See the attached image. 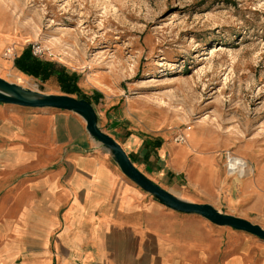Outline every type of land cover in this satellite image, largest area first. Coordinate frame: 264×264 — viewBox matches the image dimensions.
I'll return each instance as SVG.
<instances>
[{"label": "rangeland", "instance_id": "1", "mask_svg": "<svg viewBox=\"0 0 264 264\" xmlns=\"http://www.w3.org/2000/svg\"><path fill=\"white\" fill-rule=\"evenodd\" d=\"M0 27L13 41L6 60L30 47L78 73L92 100L101 94L92 104L99 127L175 196L189 200L180 180L142 163L143 140L177 145L183 133L187 144L195 132L215 139L236 211L264 228V0H0ZM0 77L31 92L66 94L55 78L43 82L13 64L0 67ZM228 151L254 173L230 176ZM246 183L252 191L238 202ZM206 223L219 239L206 243L202 264H264L263 239Z\"/></svg>", "mask_w": 264, "mask_h": 264}, {"label": "crops", "instance_id": "2", "mask_svg": "<svg viewBox=\"0 0 264 264\" xmlns=\"http://www.w3.org/2000/svg\"><path fill=\"white\" fill-rule=\"evenodd\" d=\"M12 43L0 32L4 69L14 65L5 59ZM18 106L0 102V264H202L206 243L219 239L208 220L168 208L130 180L81 115ZM188 134L187 144L143 140L142 163L180 180L189 202L253 222L236 211L223 146ZM129 156L135 164L137 153Z\"/></svg>", "mask_w": 264, "mask_h": 264}, {"label": "water", "instance_id": "3", "mask_svg": "<svg viewBox=\"0 0 264 264\" xmlns=\"http://www.w3.org/2000/svg\"><path fill=\"white\" fill-rule=\"evenodd\" d=\"M0 84L16 85L0 77ZM0 102L28 108L58 109L72 111L81 115L86 121L87 131L98 140L113 155L122 172L143 190L151 193L168 208L185 213L196 214L218 226L231 227L235 230L250 233L264 240V228L246 219L224 214L209 204H197L183 200L160 187L142 173L132 162L123 146L98 125L97 114L93 105L85 100L71 95H43L33 98L7 95L0 92Z\"/></svg>", "mask_w": 264, "mask_h": 264}, {"label": "trees", "instance_id": "4", "mask_svg": "<svg viewBox=\"0 0 264 264\" xmlns=\"http://www.w3.org/2000/svg\"><path fill=\"white\" fill-rule=\"evenodd\" d=\"M14 66L24 74L40 79L43 82L55 78L62 92L68 95H77L78 99H85L91 104H93V100L98 102L102 97L101 94L96 93L95 98L92 100L79 86L81 77L78 73L72 72L67 67L56 62L46 61L37 57L30 47L24 49L21 55L15 58ZM161 142V140H156L153 143L152 141H146V145L160 147Z\"/></svg>", "mask_w": 264, "mask_h": 264}, {"label": "built area", "instance_id": "5", "mask_svg": "<svg viewBox=\"0 0 264 264\" xmlns=\"http://www.w3.org/2000/svg\"><path fill=\"white\" fill-rule=\"evenodd\" d=\"M36 55L35 51L33 52ZM176 141L180 144L186 142V136L182 133L179 134L176 138ZM227 157V173L230 176L237 175L239 178H246L252 174H246L248 171L247 164L241 157H238L231 151H228L226 154Z\"/></svg>", "mask_w": 264, "mask_h": 264}, {"label": "bare ground", "instance_id": "6", "mask_svg": "<svg viewBox=\"0 0 264 264\" xmlns=\"http://www.w3.org/2000/svg\"><path fill=\"white\" fill-rule=\"evenodd\" d=\"M222 49V48H221ZM0 92L3 94H7V95H13V96H22V97H26V98H33V97H37L40 95L39 92H31L25 89L20 88L17 85H4V84H0ZM247 164V168L248 171L246 174H253V167L246 162Z\"/></svg>", "mask_w": 264, "mask_h": 264}]
</instances>
